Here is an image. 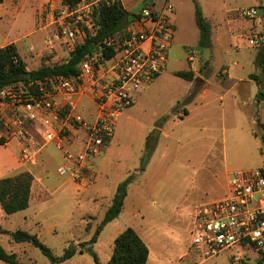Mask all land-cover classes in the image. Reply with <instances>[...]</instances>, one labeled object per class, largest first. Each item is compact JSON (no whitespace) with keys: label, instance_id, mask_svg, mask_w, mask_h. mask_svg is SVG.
I'll return each mask as SVG.
<instances>
[{"label":"rangeland","instance_id":"1","mask_svg":"<svg viewBox=\"0 0 264 264\" xmlns=\"http://www.w3.org/2000/svg\"><path fill=\"white\" fill-rule=\"evenodd\" d=\"M196 1L211 24V47L198 45ZM196 1L148 0L156 8L166 2L174 8L175 36L167 68L138 92L133 106L116 118L111 143L93 160L96 173L91 181L78 184L60 174L63 162L57 165L52 161L46 170L50 172L47 193L40 194V181L34 176L29 208L6 214L0 205L2 229L36 234L58 256L70 245L80 249L81 243L89 242L101 226L119 184L132 175L123 211L104 226L96 243L83 246L92 247L101 264H109L116 237L128 227L136 229L150 247L147 264H234L232 250L210 258L193 251L191 232L197 209L228 193L232 172L264 167V104L258 99L259 84L250 76L263 72L257 62L263 46L250 42L264 31L263 22L259 23L262 0ZM56 2L50 1L55 4L51 28H43L44 22L38 20V0H30L18 16H8L0 24L10 40L28 36L18 43L28 60L30 53L43 58L41 65L40 60L32 61L29 71L47 59L53 64L70 56L55 39L57 20L64 9L61 0ZM121 2L135 11L147 4L146 0ZM252 7L258 9V15L242 14V9ZM49 40L55 41L52 50ZM191 50L198 58L194 84L175 75V71L188 68ZM202 88L210 93L203 96ZM30 131L34 138L30 135L20 141L35 148L37 156L23 158L17 138L11 147L0 144V162L4 163L0 165V178L23 172L26 167L21 163L43 175L47 146L57 159L60 157L33 125ZM1 132H6L3 125ZM0 244L16 253L21 264H51L40 248L28 242L16 243L9 234L0 233ZM245 259L240 264L256 263L260 257ZM0 264L9 263L0 260ZM61 264L98 263L92 251H86Z\"/></svg>","mask_w":264,"mask_h":264},{"label":"built area","instance_id":"2","mask_svg":"<svg viewBox=\"0 0 264 264\" xmlns=\"http://www.w3.org/2000/svg\"><path fill=\"white\" fill-rule=\"evenodd\" d=\"M100 1L83 0L75 8L61 11L54 35L68 52L84 42L85 26L92 27L94 7ZM241 11L247 17L259 14L255 7ZM262 12L261 8L259 23L263 22ZM173 13L168 2L161 8L147 3L122 31L105 40L106 47H114L111 58H105L100 49L83 58L79 74L73 77L53 76L31 81L29 86L14 84L0 89V118L6 129L0 138L4 144L33 136V125L45 143H53L62 153L61 175L80 185L91 181L96 173L93 160L112 141L116 118L133 106L138 92L167 67L175 36ZM54 42L48 41L50 49ZM250 42L263 45L264 31ZM188 58L192 64L198 60L195 50ZM34 85L39 87L38 95L30 88ZM83 96L97 107L91 120L79 111ZM261 102L264 104V92ZM20 142L23 158L37 156L35 148ZM191 233L192 250L204 258L232 250L234 264H240L243 258L247 261L264 255V167L232 172L228 193L197 209Z\"/></svg>","mask_w":264,"mask_h":264},{"label":"trees","instance_id":"3","mask_svg":"<svg viewBox=\"0 0 264 264\" xmlns=\"http://www.w3.org/2000/svg\"><path fill=\"white\" fill-rule=\"evenodd\" d=\"M83 0H62L63 4L69 8H75ZM147 3L148 0H146ZM196 1V0H195ZM3 0H0V3ZM260 7L264 10V0ZM138 13L129 11L124 7L121 0L108 2L101 0L94 7V19L92 27L85 26L86 37L84 42L79 44L75 50L70 52L68 59L62 62L50 64L43 63L37 69L29 71L26 62L21 57L18 47L15 43H10L0 48V89L10 85L29 86L31 81H45L48 77L63 76L73 77L79 74L80 64L83 58L95 51L103 49L104 57L109 59L115 54L114 47H106L104 42L109 37L122 31ZM264 24V11L262 12ZM196 23L200 30L199 47L212 46V28L207 21L203 9L196 1ZM262 50L258 54L257 62L263 68L261 74H251V78L255 79L259 84L258 99L261 101L264 92V44ZM194 69L175 71V75L186 80L193 81L195 78ZM30 75V76H29ZM31 90L35 95L39 94L37 85L31 86ZM188 112L186 111V114ZM2 119L0 118V126ZM264 142V136L262 137ZM0 144H4V140L0 138ZM150 150H152L149 147ZM149 150V152H150ZM145 159L144 165L147 164ZM144 169V167H143ZM133 181L130 175L118 186L117 192L112 200V204L106 212L105 218L101 226L97 229L93 238L89 242L81 243L78 249L74 245L66 248L62 256L56 255L53 250L48 247L36 234H32L26 230L11 231L2 229L0 233L9 234L16 243L28 242L40 248L42 252L49 257L51 264H61L73 258L77 252L85 253L92 251L94 258L98 264L100 259L98 254L92 250V247H83L86 243L93 245L98 241L102 229L109 222L116 219L124 209L125 200L128 195V186ZM34 175L30 171H23L19 174L0 178V205L6 214H13L30 207L32 185ZM260 259L253 264H264V255L258 256ZM150 258V247L142 236L133 227H128L121 232L115 239V246L109 264H147ZM0 260L9 264H21L17 259L16 253L8 252L0 244ZM243 264H250L243 262Z\"/></svg>","mask_w":264,"mask_h":264},{"label":"crops","instance_id":"4","mask_svg":"<svg viewBox=\"0 0 264 264\" xmlns=\"http://www.w3.org/2000/svg\"><path fill=\"white\" fill-rule=\"evenodd\" d=\"M50 1L55 2V4L57 3L56 0H38V12H37V15H38V20L39 21L42 20L44 22L43 28H51L52 24L55 22L53 13L50 11L51 8H55V4L54 3H50ZM61 2H62V0H61ZM28 3H30V0H3V2L0 3V24L3 21V19L8 17V16H11V15L18 16L20 11H22L24 9V7L26 6V4H28ZM66 7L67 6H65L63 4V8H66ZM129 11L139 13L141 10H139V11L129 10ZM25 38H28V36L24 35V36H22V38L18 37L17 39H11L10 40V39H8V34H5V32H2L0 30V48L4 47V46H6V45H8L10 43H15L17 45V47H18V50H19V53H20L21 57L23 58V60L27 64V68L29 67V65H33L32 61H35V60H40V65H41V62H42L41 60L43 59L42 57H39V56L33 57L32 54L30 53V55H29V60L30 61H29L26 58V56L23 54V52H22V50H21V48H20L18 43L21 42V40H24ZM32 52H34V48H32ZM47 60H48L47 62L50 61V59H47ZM169 62H170V54H169L168 64H169ZM168 64H167V66H168ZM190 67H192L193 69L196 68V66L194 64H190V62H189L188 68H186V69H189ZM35 69H37V67H35ZM184 69H180V70H184ZM195 80L198 83H203V80L200 77H196ZM190 82L192 84H194L193 83L194 81H190ZM202 89H203V91H202L203 96H206V95H208L210 93L209 89H205V88H202ZM83 103H84V105H83ZM79 111L84 116H86L88 119L91 120V119L95 118V116H96L97 107H96V105L93 103V101L89 97L83 96V97H81L79 99ZM186 111L189 112L186 109L185 113H186ZM12 145L13 144L11 143V145H6V146L7 147H11ZM49 145H53L54 148H56L53 143H49ZM48 147L49 146H47L46 149ZM46 149L43 152V156H44V162L43 163H44V166H45V169H44V172H43L44 174L42 173L43 175H40V174L37 175V174L33 173L34 169L31 168V166H29L27 163H21L20 162L21 164H23V166L26 167V169H24L23 171L32 172L34 174V176H35V179L40 181V194H43V193L45 194V192L47 193V190L50 187V185H49V173L50 172L48 173L46 170H47L48 167H50L52 161H57V165L59 163L63 162V155L57 148L56 149L58 150V152L60 154V157L58 159L56 158L57 157L56 155H54L53 153H51V151H48V149L47 150ZM55 159H57V160H55ZM0 165L2 166V165H4V163L0 162Z\"/></svg>","mask_w":264,"mask_h":264},{"label":"water","instance_id":"5","mask_svg":"<svg viewBox=\"0 0 264 264\" xmlns=\"http://www.w3.org/2000/svg\"><path fill=\"white\" fill-rule=\"evenodd\" d=\"M264 11V10H263ZM30 76V75H29Z\"/></svg>","mask_w":264,"mask_h":264}]
</instances>
